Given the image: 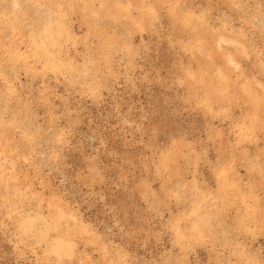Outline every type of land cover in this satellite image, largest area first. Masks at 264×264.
Segmentation results:
<instances>
[{
    "label": "rangeland",
    "instance_id": "374dc122",
    "mask_svg": "<svg viewBox=\"0 0 264 264\" xmlns=\"http://www.w3.org/2000/svg\"><path fill=\"white\" fill-rule=\"evenodd\" d=\"M0 264H264V0H0Z\"/></svg>",
    "mask_w": 264,
    "mask_h": 264
}]
</instances>
